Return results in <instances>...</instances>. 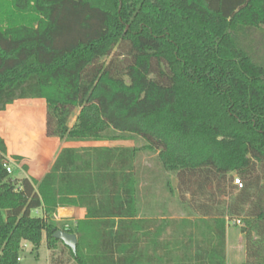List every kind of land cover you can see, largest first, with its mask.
Wrapping results in <instances>:
<instances>
[{"label":"trees","instance_id":"16d2710c","mask_svg":"<svg viewBox=\"0 0 264 264\" xmlns=\"http://www.w3.org/2000/svg\"><path fill=\"white\" fill-rule=\"evenodd\" d=\"M249 31L264 34V0H0V116L26 128L39 118L43 140L142 143L132 154L156 165L144 167L147 191L168 194L163 229L171 201L185 217L238 222L244 264H264V64L240 41ZM22 101L44 106L43 125ZM9 150L0 130V264H18L26 243L52 251L58 230L78 239L89 222L58 225L49 209L67 206H48L45 170L17 179L4 167L39 157ZM133 182L136 217L154 218L135 168Z\"/></svg>","mask_w":264,"mask_h":264},{"label":"crops","instance_id":"0c3cea01","mask_svg":"<svg viewBox=\"0 0 264 264\" xmlns=\"http://www.w3.org/2000/svg\"><path fill=\"white\" fill-rule=\"evenodd\" d=\"M21 129L22 138L9 136V157L47 158L43 178L48 206L77 207L82 219L89 220L85 235L77 239L80 264L226 263L230 233L219 218H187L163 229L159 219L136 217L130 141L59 143L43 140L42 127L35 140L25 141L28 128ZM238 238L243 240L241 234ZM24 248L33 259L19 257L18 264H50L46 243L43 263L41 245L36 252L27 243Z\"/></svg>","mask_w":264,"mask_h":264},{"label":"rangeland","instance_id":"374dc122","mask_svg":"<svg viewBox=\"0 0 264 264\" xmlns=\"http://www.w3.org/2000/svg\"><path fill=\"white\" fill-rule=\"evenodd\" d=\"M240 41L243 46L247 47L248 50L252 53L254 59L257 62H260L264 64V34L263 33H258V32H253L249 31L246 33H242L240 36ZM105 61H108L105 60ZM38 106H40V111L39 113L41 114L40 116L42 117V125L44 124V106L40 103H36ZM18 105V104H17ZM18 106L14 110H17ZM11 111L8 112L7 115L0 116V130H2L4 137L8 140V143H10V137L12 136L13 139H17L18 137L22 138L23 131L21 129V126L24 125L22 121L16 119H9L11 116ZM78 110H74L71 117L69 118L68 121V126L71 127L77 117ZM41 124L39 121V118L34 124V126H30L27 130V134L24 136L25 141H30V140H35L37 136V129H41ZM36 128V129H35ZM35 129V130H34ZM24 132L25 129H24ZM132 143V153L134 147H140L142 143H137L136 145ZM11 146V145H10ZM36 158V157H35ZM43 160L46 161V166L49 165V161L45 157H41ZM31 159V158H30ZM155 156L147 155L144 153L143 155H138L135 156V154H132L131 156V170H132V185L133 189L134 187V168H135V177L140 178V183L137 185L136 189V194L138 198L140 199V202L145 204V198L148 199V201L151 203L150 204V210L149 213L156 218V220L160 221L162 223V217H160V213L162 212L161 210V201L164 199L168 198V194L166 191H164L163 186L159 183L153 184V191L151 192L147 191V187L150 184L149 181L147 183L145 182V177H144V167H147L149 169L153 168L155 169L156 165L154 163ZM7 160L11 161V158H7ZM23 177H26V174L23 172H19L16 175L17 179H21ZM43 177V176H42ZM142 178V179H141ZM173 185L176 186V178L174 176H171ZM239 178L238 175L233 174L232 179L234 183V179ZM134 191V190H133ZM73 207V206H70ZM151 211V212H150ZM168 217L166 218L167 220V227L170 225L169 229H171V223H176L181 222L180 220L184 219H193V217H185L182 215L181 208L180 206L175 203V201H171L170 204L168 205ZM148 213V212H147ZM148 213V214H149ZM43 211L37 210L32 213V217H42ZM82 215V214H81ZM150 215V214H149ZM218 221L223 222L224 228L229 229V236H228V244H227V261L225 259L224 263L225 264H244L246 261V253H245V244L244 240H239L238 235L240 234L239 229L241 227V224L235 223L233 225L232 222L227 223L222 219H218ZM58 225L60 224H69V223H74L73 221H62V222H56ZM175 231V230H173ZM243 238V236H242ZM45 247V242L41 244L39 256H40V262H44V248ZM19 257L25 258L26 260H32L33 259V254L31 255L29 249H25L23 246V250L20 253ZM61 261L60 264H74L72 260L69 258V250L65 249L62 244H57L56 247L52 250L49 251V263L50 264H56V262ZM58 264V263H57Z\"/></svg>","mask_w":264,"mask_h":264},{"label":"built area","instance_id":"2783aa9c","mask_svg":"<svg viewBox=\"0 0 264 264\" xmlns=\"http://www.w3.org/2000/svg\"><path fill=\"white\" fill-rule=\"evenodd\" d=\"M23 164H26L28 166V175L26 174V177H33L36 179H40L42 176V172L45 170L46 166V161L43 160L41 157L36 158L32 161L30 160H25L24 162H18L15 161L14 159L7 160L4 164V167L7 171L8 174H11L14 169L18 170L21 172V166ZM235 186H237L238 189L242 187V183L239 178L234 179ZM50 211V216L55 222H62V221H77L82 218L81 212L79 208L77 207H51L49 209ZM238 223V222H237Z\"/></svg>","mask_w":264,"mask_h":264},{"label":"water","instance_id":"95a60500","mask_svg":"<svg viewBox=\"0 0 264 264\" xmlns=\"http://www.w3.org/2000/svg\"><path fill=\"white\" fill-rule=\"evenodd\" d=\"M53 238L60 240L65 246L75 252L77 246V238L74 235L67 234L63 231H56Z\"/></svg>","mask_w":264,"mask_h":264}]
</instances>
